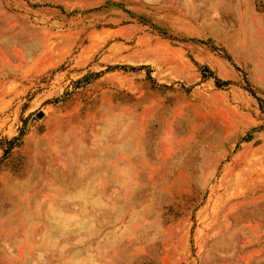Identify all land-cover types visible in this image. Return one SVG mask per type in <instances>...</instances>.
I'll return each instance as SVG.
<instances>
[{"label": "rangeland", "instance_id": "rangeland-1", "mask_svg": "<svg viewBox=\"0 0 264 264\" xmlns=\"http://www.w3.org/2000/svg\"><path fill=\"white\" fill-rule=\"evenodd\" d=\"M0 264H264V0H0Z\"/></svg>", "mask_w": 264, "mask_h": 264}]
</instances>
